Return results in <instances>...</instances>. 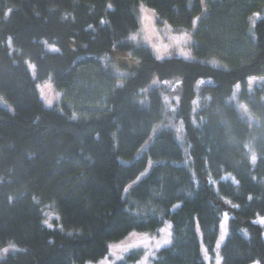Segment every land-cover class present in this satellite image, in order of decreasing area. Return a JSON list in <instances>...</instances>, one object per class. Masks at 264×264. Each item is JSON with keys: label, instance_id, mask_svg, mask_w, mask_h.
<instances>
[{"label": "trees", "instance_id": "1", "mask_svg": "<svg viewBox=\"0 0 264 264\" xmlns=\"http://www.w3.org/2000/svg\"><path fill=\"white\" fill-rule=\"evenodd\" d=\"M202 1L0 0V264L96 263L166 222L150 264H206L226 213L222 264H264V0ZM139 5L192 31V60L126 41ZM116 52L138 59L121 77ZM172 79L181 140L150 89ZM47 80L59 105L40 100Z\"/></svg>", "mask_w": 264, "mask_h": 264}, {"label": "rangeland", "instance_id": "2", "mask_svg": "<svg viewBox=\"0 0 264 264\" xmlns=\"http://www.w3.org/2000/svg\"><path fill=\"white\" fill-rule=\"evenodd\" d=\"M207 0L202 1L203 14L207 7ZM136 17L138 19V29L130 34L126 41L128 43L144 46L148 48L157 61L178 58L182 60H192V31L173 30L167 24L156 23L153 11L139 5L136 8ZM198 18H195L193 30L196 27ZM11 42V40H9ZM49 51H56L53 45L48 44ZM117 53V52H116ZM110 64L115 68V74L119 77L126 75L138 64V59L130 52H119L112 57ZM101 59L103 65L107 62ZM26 66L32 77L35 76L34 67L26 63ZM123 66L124 68H121ZM251 83H254L252 80ZM210 81H200L196 85V90L203 86L210 85ZM180 81L178 79L160 81L154 80L150 89H158L161 93L164 105L163 123L161 129L172 130L177 134L178 140L182 139L180 131L183 129L182 120L176 117L180 98ZM36 88L40 100L46 107L59 105L62 100V93L55 89L50 80L42 83H36ZM198 99L196 97L194 106L197 107ZM197 109V108H196ZM160 129V130H161ZM159 130V128H158ZM230 215L223 214L221 217L219 235L212 253H209L202 246L203 259L206 264H222L221 247L226 240L228 233V222ZM254 224L264 225V216L257 217ZM169 241L164 243V241ZM171 241V225L166 222L164 226L155 234L130 233L124 240L118 243L110 244L108 253L96 263L87 264H117L132 252L139 253L140 257L135 264H150L156 253L163 247H166ZM258 264V263H253Z\"/></svg>", "mask_w": 264, "mask_h": 264}, {"label": "snow or ice", "instance_id": "3", "mask_svg": "<svg viewBox=\"0 0 264 264\" xmlns=\"http://www.w3.org/2000/svg\"><path fill=\"white\" fill-rule=\"evenodd\" d=\"M169 241L165 240L164 243H168Z\"/></svg>", "mask_w": 264, "mask_h": 264}]
</instances>
